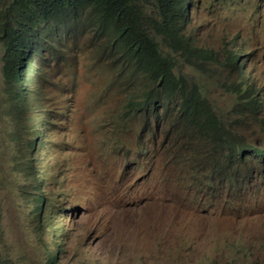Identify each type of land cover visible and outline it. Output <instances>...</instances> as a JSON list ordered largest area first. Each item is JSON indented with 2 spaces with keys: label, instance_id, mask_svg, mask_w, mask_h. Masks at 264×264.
<instances>
[{
  "label": "rangeland",
  "instance_id": "rangeland-1",
  "mask_svg": "<svg viewBox=\"0 0 264 264\" xmlns=\"http://www.w3.org/2000/svg\"><path fill=\"white\" fill-rule=\"evenodd\" d=\"M193 1L186 32L193 45L213 51L218 61H206V72L196 58L191 59L198 64L179 59L175 72L189 86L201 88L203 99L229 125L234 140L255 148L264 145V109L256 119L236 126L246 117L234 113L240 95L228 88L238 73L229 75L224 55L231 47L235 53L229 42L238 36L240 54L246 52L241 55L264 97V0ZM58 33L65 44L60 59L44 70L49 80L38 101L39 113L44 104L46 113L57 115L56 146L52 148L48 140L52 164L41 188L50 212L68 209L56 219L55 244L65 242L57 264H264V157L246 153L240 158L238 153L204 144L185 156L189 144L185 137L194 132L179 136L182 126L175 129L176 117L147 127L146 118L138 115L129 123L123 144L130 153L140 143L147 151L127 159L117 150L110 131L125 111L128 95L144 89L143 75L120 62L128 82L135 85L130 89L110 85L109 75L121 68L111 63L118 61L115 57L105 55L103 42H94L91 32L83 29L75 36L65 29ZM32 88L31 83L29 93ZM34 157L44 160L41 153ZM40 166L34 163V172L36 168L40 172ZM4 172L0 166V176ZM5 177L0 205L8 217H0V234L10 228L15 239L38 240L42 229L34 228V207L27 211L14 178ZM19 179L24 186V175ZM49 242L50 228L47 246ZM33 248L35 254L20 255L0 241V260H35L43 248L37 243Z\"/></svg>",
  "mask_w": 264,
  "mask_h": 264
},
{
  "label": "trees",
  "instance_id": "trees-1",
  "mask_svg": "<svg viewBox=\"0 0 264 264\" xmlns=\"http://www.w3.org/2000/svg\"><path fill=\"white\" fill-rule=\"evenodd\" d=\"M189 4L193 6L194 1L0 0V166L5 168L0 176V202L6 189L5 174H9L14 178L17 195L26 200L27 211L34 207L35 230L42 229L40 241H34L23 236L15 239L10 236L12 230L5 228L0 241L20 255L35 254L34 243L43 248L35 260L10 257L11 262L2 259L0 264H57L60 253H65V242L55 244L56 219L68 209L61 208L60 213L50 212L47 193L41 188L43 180L45 183L48 181L47 166L52 164L48 161V140L51 139L52 148L56 146L53 121L57 115L55 112L53 115L46 113L44 104L39 113L38 102L49 80L44 70L49 62L60 59L59 52L65 44L64 37L58 33L60 29H65L69 36L78 35L77 31L83 29L91 32L94 42H103V48L107 50L105 55L115 57L119 62L111 63L121 68L118 74L109 75L110 85L127 86L128 89L135 85L128 82L123 65L133 73L143 75L144 89L128 93L125 111L118 115L119 121L110 131L117 150L127 159L134 154L140 155L142 150L146 155L147 150L142 143L135 152L132 149L133 153L126 151L123 144L130 131L129 123H133V118L138 115L146 118L147 127L150 122L158 127L160 123L176 117L178 124L175 129L182 126L180 131L177 130L179 136L194 132V136L185 137L189 142L186 146L188 151L183 153L185 156L196 150V145L203 144L217 151L238 153V157L261 152L234 140L229 125L203 99L201 88L189 86L188 81L175 72L179 59L198 64L197 60L191 59L196 58L203 62L200 67L206 72L209 71L204 67L206 61H218L213 51H203L193 45L191 36L187 34ZM237 40L235 37L231 44ZM225 60L229 75L236 72L233 68L238 70L237 80L228 89L240 95V103L234 113L246 117V120L236 122V126L241 127L246 121L256 119L260 109H264V101H259L258 91L249 79L242 77L245 68L238 64L239 57L229 54ZM31 68L32 81L29 80ZM31 83L33 88L29 93ZM43 96L48 99L44 93ZM40 153L44 158L41 162L34 157ZM36 162L43 167L41 169L40 166V172L38 168L34 172L33 164ZM21 175L25 177L24 186L20 185ZM58 207L55 202L54 208ZM0 217H8L6 208L1 205ZM47 228H50L49 246L46 243Z\"/></svg>",
  "mask_w": 264,
  "mask_h": 264
},
{
  "label": "clouds",
  "instance_id": "clouds-1",
  "mask_svg": "<svg viewBox=\"0 0 264 264\" xmlns=\"http://www.w3.org/2000/svg\"><path fill=\"white\" fill-rule=\"evenodd\" d=\"M235 37H238V36H235ZM238 39H239V37H238ZM232 40H234V38L230 40V45H231V46H232V44L235 45V47H234V49H235V53L233 54V52H232L233 47H231L232 50H231V49H227L226 52L224 53V55H225L226 59L228 58L229 54H230L232 57L238 56V57H239L238 64L240 65L241 68H245V71H244V72H242V70H241V72H242V73H241L242 77H244V78H248V79H249V82L252 83V84L255 86V84L253 83V77H254L255 75H254V73L250 70V67L247 66V60H246V58H244V55H241L242 53L244 54V53H246V52L244 51V52H242V53L240 54V49H239V46H238V40H237V42L231 44ZM247 59H248V57H247ZM233 69L238 73V70H237V69H235V68H233ZM255 87H256V86H255ZM256 89H257V91H258V98H259V101H260V100H263V101H264V97H262V96L259 94V88H256ZM243 146H246V145H243ZM256 147H257V148L254 147L255 150H253V151H256V152H257V151H261L260 154L264 157V145L256 144ZM240 151H241V150H240ZM246 152H250V151H246ZM243 155H244V154H243ZM243 155H239V157L241 158V156H243ZM47 229H48V228H47ZM46 232H47V231H46Z\"/></svg>",
  "mask_w": 264,
  "mask_h": 264
}]
</instances>
